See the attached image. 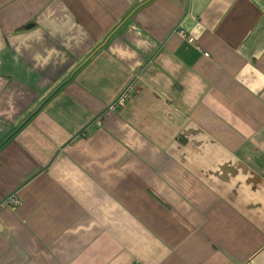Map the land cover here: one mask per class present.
<instances>
[{
    "label": "crops",
    "instance_id": "crops-1",
    "mask_svg": "<svg viewBox=\"0 0 264 264\" xmlns=\"http://www.w3.org/2000/svg\"><path fill=\"white\" fill-rule=\"evenodd\" d=\"M0 264H264V0H0Z\"/></svg>",
    "mask_w": 264,
    "mask_h": 264
},
{
    "label": "built area",
    "instance_id": "built-area-1",
    "mask_svg": "<svg viewBox=\"0 0 264 264\" xmlns=\"http://www.w3.org/2000/svg\"><path fill=\"white\" fill-rule=\"evenodd\" d=\"M181 33L182 36L185 37L183 31H179ZM187 38V41L189 43H195V39L194 37L190 36V37H186ZM205 56H208V53H204ZM131 90V86L130 85H127L124 90L120 93V95L116 98L114 104H119V103H122L125 98L128 96V93L130 92ZM8 202L11 203V204H17L19 202V199L17 197H15L14 195L10 196L9 199H8Z\"/></svg>",
    "mask_w": 264,
    "mask_h": 264
}]
</instances>
